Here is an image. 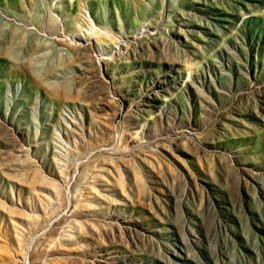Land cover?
Here are the masks:
<instances>
[{
	"label": "rangeland",
	"instance_id": "rangeland-1",
	"mask_svg": "<svg viewBox=\"0 0 264 264\" xmlns=\"http://www.w3.org/2000/svg\"><path fill=\"white\" fill-rule=\"evenodd\" d=\"M0 264H264V0H0Z\"/></svg>",
	"mask_w": 264,
	"mask_h": 264
},
{
	"label": "bare ground",
	"instance_id": "bare-ground-1",
	"mask_svg": "<svg viewBox=\"0 0 264 264\" xmlns=\"http://www.w3.org/2000/svg\"><path fill=\"white\" fill-rule=\"evenodd\" d=\"M26 262H27V260H26Z\"/></svg>",
	"mask_w": 264,
	"mask_h": 264
}]
</instances>
